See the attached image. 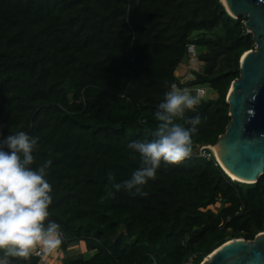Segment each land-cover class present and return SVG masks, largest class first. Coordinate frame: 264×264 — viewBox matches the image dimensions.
I'll list each match as a JSON object with an SVG mask.
<instances>
[{
    "label": "trees",
    "instance_id": "trees-1",
    "mask_svg": "<svg viewBox=\"0 0 264 264\" xmlns=\"http://www.w3.org/2000/svg\"><path fill=\"white\" fill-rule=\"evenodd\" d=\"M244 21L220 0H0V131L37 139L32 167L52 162L49 219L63 239L50 264H181L192 254L199 264L264 231V174L239 182L193 153L230 120L225 97L254 48ZM190 43L197 65L182 81ZM172 83L215 91L186 112L201 117L191 155L162 164L147 196L116 191L139 166L127 144L152 138ZM81 242L87 255L68 257ZM43 255L10 264H46Z\"/></svg>",
    "mask_w": 264,
    "mask_h": 264
},
{
    "label": "clouds",
    "instance_id": "clouds-1",
    "mask_svg": "<svg viewBox=\"0 0 264 264\" xmlns=\"http://www.w3.org/2000/svg\"><path fill=\"white\" fill-rule=\"evenodd\" d=\"M197 88L204 89L179 88L175 83L168 87L156 105L158 123L152 138L127 144L134 157L138 154L139 166L129 178L113 183V189L147 196L144 186L156 179L162 164H179L191 155L201 117H186V112L195 111L201 103L202 92ZM36 147L37 139L23 130L7 135L0 131V264H10L16 257L27 260L37 252L51 254L63 239L61 225L49 219L52 186L47 174L52 162L32 167Z\"/></svg>",
    "mask_w": 264,
    "mask_h": 264
},
{
    "label": "water",
    "instance_id": "water-1",
    "mask_svg": "<svg viewBox=\"0 0 264 264\" xmlns=\"http://www.w3.org/2000/svg\"><path fill=\"white\" fill-rule=\"evenodd\" d=\"M225 2L230 16L245 19L254 48L239 59V76L231 81L225 97L230 120L213 147L220 165L238 178L234 180L254 183L264 174V0ZM200 264H264V231L253 239L225 241Z\"/></svg>",
    "mask_w": 264,
    "mask_h": 264
},
{
    "label": "rangeland",
    "instance_id": "rangeland-1",
    "mask_svg": "<svg viewBox=\"0 0 264 264\" xmlns=\"http://www.w3.org/2000/svg\"><path fill=\"white\" fill-rule=\"evenodd\" d=\"M196 60L193 64H188V65H185L184 63L181 64L179 66V68L177 69L176 71V74L178 75V77L180 78V80L184 81L186 80L188 77L191 76L192 74V69L196 66ZM197 68H199V66H197ZM203 88L205 89V92H206V96L205 97H212V96H215V91H213L211 88L207 87V86H203ZM232 178V177H231ZM233 179V178H232ZM82 243L81 242L80 244H77V245H71L69 248H68V251L66 252L67 256L68 257H73L75 255H78L79 254V251H82L80 253H82L84 256L87 255V252L86 251H83V248H82ZM43 259H45L46 261V264L48 262V264H50V262L52 261L51 258H47V257H51L52 256V253L51 254H47V255H43ZM55 260H53L52 262H54Z\"/></svg>",
    "mask_w": 264,
    "mask_h": 264
},
{
    "label": "built area",
    "instance_id": "built-area-1",
    "mask_svg": "<svg viewBox=\"0 0 264 264\" xmlns=\"http://www.w3.org/2000/svg\"><path fill=\"white\" fill-rule=\"evenodd\" d=\"M187 54L189 57V63L193 64L196 60V48H195V45L193 43H190L187 45ZM197 89L201 90L202 98L205 97V95H206L205 90L201 89V88H197ZM200 148H201V145H197V150L193 153L198 155V156H202V157H206V158L213 157L215 160V163L218 164L219 166H221L217 157L215 156V151L213 149L214 148L213 145L210 144L206 148H201V149ZM35 254L42 255V253H39V252H37ZM195 259H196V254L189 255L181 264H196ZM148 264H155V262H149Z\"/></svg>",
    "mask_w": 264,
    "mask_h": 264
},
{
    "label": "bare ground",
    "instance_id": "bare-ground-1",
    "mask_svg": "<svg viewBox=\"0 0 264 264\" xmlns=\"http://www.w3.org/2000/svg\"><path fill=\"white\" fill-rule=\"evenodd\" d=\"M222 1V3L224 4V6L225 7H227L226 6V2H225V0H221ZM214 149V148H213ZM214 151H215V149H214ZM215 156H216V153H215ZM221 164V163H220ZM221 167L222 168H224L222 165H221ZM225 169V168H224ZM225 171H226V169H225ZM227 172V174L230 176V177H232L233 179H238V178H236L233 174H231V173H229L228 171H226Z\"/></svg>",
    "mask_w": 264,
    "mask_h": 264
},
{
    "label": "crops",
    "instance_id": "crops-1",
    "mask_svg": "<svg viewBox=\"0 0 264 264\" xmlns=\"http://www.w3.org/2000/svg\"><path fill=\"white\" fill-rule=\"evenodd\" d=\"M55 252H57V254H59V251H58V250H55L54 253L52 254V256L49 257V258L52 259V261H53V260H57V258H55V257H57V256H55Z\"/></svg>",
    "mask_w": 264,
    "mask_h": 264
}]
</instances>
